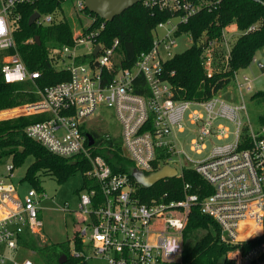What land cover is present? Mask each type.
<instances>
[{"label":"built area","instance_id":"obj_1","mask_svg":"<svg viewBox=\"0 0 264 264\" xmlns=\"http://www.w3.org/2000/svg\"><path fill=\"white\" fill-rule=\"evenodd\" d=\"M35 1L0 0V52L11 51L2 56L0 64V78L7 83L36 81L40 77V71L27 68L13 34L14 22L21 18V13L14 10ZM68 1L71 0H62ZM72 1L87 21L74 27L75 45H65L59 51L60 66L70 72V78L44 88L37 86L40 98L20 105L22 114H48L26 127L28 136L55 154H81L91 163L84 174L97 184L80 192L78 208L73 211L78 226L73 247H69L71 258L76 260L71 264H93L94 258L107 264L177 261L182 257L189 214L196 205L218 222L222 240L234 245L225 256L229 264H264V121L255 125L249 116L243 120L242 113L248 115L246 103L228 101L220 92L206 100L176 99L164 69V62L176 54L172 49L181 25L202 9L212 8L213 0H142L145 6L167 11L170 16L157 24L152 47L138 54L129 66L124 64L118 38L109 44L99 40L107 20L99 21L87 11L85 0ZM59 19L54 13H40L35 22L48 25ZM257 28L252 24L230 37L224 28L219 37L208 39L204 48L208 75L214 71L219 48L226 51L225 59H229L233 38ZM184 34L192 40L189 33ZM80 44L89 51L76 52ZM98 44L100 48L94 54ZM262 52L254 55L247 68L256 65L264 69V49ZM88 55L87 60L77 61ZM252 81L244 72L234 73L233 83L239 90L251 89ZM105 106L114 109L122 126L121 135L107 132L105 136L121 138L123 153L135 167L146 173L155 171L158 155L165 150L169 155L156 170L170 164L177 169L176 177H183L185 168H193L207 181L211 192L200 200L187 182L181 199L162 196L140 200L129 173L114 171L102 154L90 149L99 145L92 130L86 132L85 128L98 118L97 109ZM221 119L233 122L235 129L218 122ZM187 122L196 134L191 149L197 153H203L214 137L232 136V140L212 143L206 157L192 160L178 148L176 135L187 128L191 130ZM87 133L95 138L92 145ZM174 155L179 157L180 168L172 162ZM14 169L12 162L0 173V264H35L30 258L17 259L16 252L30 246L22 239L34 238L41 247L45 244L38 190L31 187L21 198L12 180Z\"/></svg>","mask_w":264,"mask_h":264},{"label":"trees","instance_id":"obj_2","mask_svg":"<svg viewBox=\"0 0 264 264\" xmlns=\"http://www.w3.org/2000/svg\"><path fill=\"white\" fill-rule=\"evenodd\" d=\"M213 3L215 5L212 8L202 9L189 22L181 25L178 33H189L192 44L185 51L176 53L164 62L166 77L172 84L174 96L178 100L209 99L229 87L233 83L234 73L247 68L254 55L264 49V0H213ZM14 11L21 13V18L15 21L13 26L18 52L29 70L40 71V77L36 81L28 79L18 83H7L0 78V110L35 102L40 98L37 86L44 88L70 78V72L60 66L59 51L65 45H75L74 27L83 25L84 21L79 17V23L74 24L71 18L64 14L62 0H37L34 3L18 5ZM35 11L42 14L54 13L56 16L61 14V17L48 25L36 22L29 24V18ZM92 14L96 15L99 21L103 20L96 13ZM169 16L170 13L167 11L151 9L139 2L117 15L112 21H107L99 40L109 44L118 38L121 43L120 51L124 55V64L129 66L138 54L152 47L157 24ZM233 22L240 31L252 24H257L258 28L233 38L229 59H225L226 51L219 48L216 51L218 60L214 65V71L212 75H208L204 66V48L207 42L205 38L219 37L223 29ZM37 36L40 37V44L36 41ZM8 52L11 51L0 52V64L2 56ZM88 57L90 56L79 57L77 61H85ZM173 71L174 74H171ZM262 95L264 91L254 94L256 97ZM47 117V113H36L0 119V158H12L16 167L24 163L29 156H33L34 160L29 165L24 179L39 190L44 175L53 176L59 183H64L78 171L85 173L91 167L86 156L77 154L66 157L55 154L41 142L27 135L25 129L30 123ZM260 120L264 121V113ZM92 133L99 147L91 146L90 149L94 153L102 154L114 171L128 172L136 183V195L142 201L162 196L168 199H181L187 182L191 184L190 191L197 193L200 200L211 192L207 181L190 167L184 169L183 177H168L151 187H145L137 183L132 175L135 164L124 155L121 138L106 137L97 130H92ZM168 155L165 150L160 151L155 163L156 169L159 162ZM95 184L97 183L94 180L85 176L81 190ZM22 241L35 247L33 239L26 238ZM232 248L234 245L222 240L218 222L212 216L203 213L200 205H196L193 206L184 229L182 257L177 261L161 264H219L223 258L224 264H229L225 256ZM41 251L52 252V258H47V264H61L59 258L63 254L68 257L65 264L76 262L70 256L69 245L56 246L48 242L42 246Z\"/></svg>","mask_w":264,"mask_h":264},{"label":"rangeland","instance_id":"obj_3","mask_svg":"<svg viewBox=\"0 0 264 264\" xmlns=\"http://www.w3.org/2000/svg\"><path fill=\"white\" fill-rule=\"evenodd\" d=\"M64 14L71 18L72 22L79 23V17L84 21H87L86 16L78 13L74 7V2L68 1L64 3ZM61 17V14L59 15ZM227 36H232L240 32L235 22L225 27ZM208 42V37H206ZM205 44V47L207 45ZM192 44V40L186 34H179L177 37V43L173 46L172 51L174 53H181L185 51ZM76 52L83 53L89 51V49L80 44L76 47ZM263 49L258 51V54H263ZM259 55V56H260ZM241 72L248 74L253 81L251 82V89L243 87L239 90L237 85L231 83L227 88L220 91L222 97L232 102H245L248 109V115L243 112L242 119L246 120L247 117L257 125L260 121V116L264 113V95L254 96L258 91H264V69L257 67L256 65L245 68ZM21 106L0 110V119L9 117H15L22 114ZM98 118L94 121H90L86 126V132L91 130H97L102 134L107 132L121 135L122 126L116 116L114 109L110 107L98 108L96 116ZM229 127L230 130L235 129V125L231 121L224 119L219 120ZM188 128L183 133L176 132L178 139V148L183 150L192 160H201L206 157L212 147V143L219 144L232 140V136L228 139H218L214 137V140L207 143V149L203 153H197L191 149V143L193 138L196 136L195 132L192 131V125L187 122ZM183 162L185 156H181ZM175 159V160H174ZM34 157L29 156L24 163L16 166L14 169V177L12 178L13 183L17 185V190L21 198L26 194L29 188L32 186L27 180L24 179L26 171L29 165L33 162ZM13 160L10 157L0 158V173L5 171L6 164L12 163ZM180 168L179 157L174 155L173 161ZM41 190H38V199L40 210V216L43 220L44 226L42 228V234L44 236L45 243H53L56 246L73 247L74 235L78 226V217L74 214V210L78 208L79 196L82 191L81 188L84 185L85 176L82 171H78L75 175H72L64 183H59L56 178L50 175H44L41 178ZM68 209V210H65ZM35 247H21L16 252L17 259L30 258L35 264H47V258H52L51 251H41V246L37 244L34 238ZM93 264H107V262L100 258H94ZM219 264H224V258L221 259Z\"/></svg>","mask_w":264,"mask_h":264},{"label":"water","instance_id":"obj_4","mask_svg":"<svg viewBox=\"0 0 264 264\" xmlns=\"http://www.w3.org/2000/svg\"><path fill=\"white\" fill-rule=\"evenodd\" d=\"M142 0H85L86 7L89 11L96 13L101 18L112 21L117 15H120L126 9L134 6L135 4L141 2ZM259 1V0H257ZM40 12L35 11L29 18V24H33L36 19L39 17ZM38 44L41 43L40 37H36ZM100 45H96L94 54L98 52ZM88 143L92 145L95 142V138L91 133H87ZM132 175L135 178L136 182L145 186L151 187L156 184L158 181L168 178L175 177L177 175L176 167L166 164L158 170H155L150 173H146L138 167L132 169ZM67 261V255L63 254L59 258L61 264Z\"/></svg>","mask_w":264,"mask_h":264},{"label":"clouds","instance_id":"obj_5","mask_svg":"<svg viewBox=\"0 0 264 264\" xmlns=\"http://www.w3.org/2000/svg\"><path fill=\"white\" fill-rule=\"evenodd\" d=\"M3 30V27H2V22H0V31Z\"/></svg>","mask_w":264,"mask_h":264}]
</instances>
